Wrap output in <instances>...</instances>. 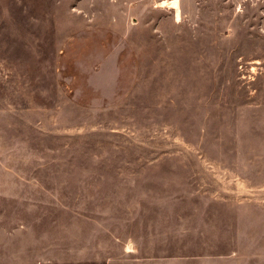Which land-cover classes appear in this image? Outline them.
I'll return each mask as SVG.
<instances>
[{"label":"rangeland","instance_id":"1","mask_svg":"<svg viewBox=\"0 0 264 264\" xmlns=\"http://www.w3.org/2000/svg\"><path fill=\"white\" fill-rule=\"evenodd\" d=\"M162 2L0 0V264H264V0Z\"/></svg>","mask_w":264,"mask_h":264},{"label":"bare ground","instance_id":"2","mask_svg":"<svg viewBox=\"0 0 264 264\" xmlns=\"http://www.w3.org/2000/svg\"><path fill=\"white\" fill-rule=\"evenodd\" d=\"M178 0H173V1H170V2H167L166 0H164L160 5L161 7H168V8H171V9H175L177 11V17L178 19L180 18V8L178 6Z\"/></svg>","mask_w":264,"mask_h":264},{"label":"crops","instance_id":"3","mask_svg":"<svg viewBox=\"0 0 264 264\" xmlns=\"http://www.w3.org/2000/svg\"><path fill=\"white\" fill-rule=\"evenodd\" d=\"M164 1V0H163Z\"/></svg>","mask_w":264,"mask_h":264}]
</instances>
